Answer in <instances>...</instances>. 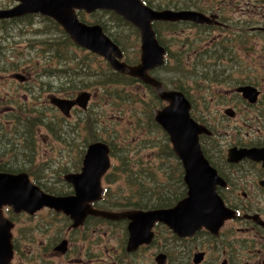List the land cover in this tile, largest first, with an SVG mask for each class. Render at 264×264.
<instances>
[{"label": "rangeland", "instance_id": "374dc122", "mask_svg": "<svg viewBox=\"0 0 264 264\" xmlns=\"http://www.w3.org/2000/svg\"><path fill=\"white\" fill-rule=\"evenodd\" d=\"M10 2L0 0V9L13 5ZM213 4L220 7L228 24L240 15L227 0L149 2L154 7L198 10ZM81 19L104 24L124 50L127 61H139L138 28L110 11L82 13ZM155 28L169 51L167 63L155 75L167 89L182 87L193 104L192 117L215 129L217 136L204 137L202 142L207 155L218 163L217 158L223 160L231 144L264 145V99L257 106H248L240 96L231 93L237 86L234 84L252 72H248L249 64L256 70L245 49V36L234 28L208 29L185 21L159 22ZM17 72L30 73L31 81L22 83L14 79ZM258 72H264V68L258 67ZM76 82L81 86L78 91H91L93 97L86 110L81 109L66 120L51 106L49 96L65 95L66 89ZM8 91L12 95L5 97ZM164 105L155 89L134 78L119 76L104 58L76 46L54 20L43 15L0 20V166L9 168V173H27L43 191L73 193L74 188L64 175L81 169L80 158L87 144L103 140L111 148L112 169L102 181L103 188H108L107 199L100 200L105 205L99 201L96 206L162 205L166 195L165 200L172 201L186 194L181 161L167 132L154 120L155 110ZM6 106L13 108L16 115H8L7 119ZM228 107L238 112L235 117L224 115ZM7 214L15 221L14 245L19 249L11 264H66L72 257L79 258L80 247L84 258L86 246L92 248L87 254V258L93 256L92 264H102L100 251L106 249H118V261L126 260L118 238L109 239L112 231L105 234L106 240H110L106 248L99 247L97 241L85 246L84 229H69L71 222L66 225L69 219L63 213L43 208L33 215L15 213L13 209ZM97 222L100 220L89 219L90 225ZM104 229L103 225L88 232L100 237ZM160 229L153 245L132 257L134 264H155V252L170 250V233ZM66 234L73 240L69 246L71 254L61 261L53 255V248L67 238Z\"/></svg>", "mask_w": 264, "mask_h": 264}, {"label": "water", "instance_id": "95a60500", "mask_svg": "<svg viewBox=\"0 0 264 264\" xmlns=\"http://www.w3.org/2000/svg\"><path fill=\"white\" fill-rule=\"evenodd\" d=\"M13 8L0 9V20L31 12H41L55 19L70 35L73 41L105 57L118 72L141 79L156 88L165 105L156 111L155 119L169 134L173 149L184 168L187 194L174 206L168 208L126 209L121 211L98 208L94 204L102 199L103 178L111 167V148L103 141L93 142L87 147L84 164L79 172H69L64 179L74 188L73 194L56 195L43 191L31 181L29 175L0 172V264H11L14 258L13 229L15 222L5 216L4 207L12 206L16 213L35 214L43 208L54 209L66 214L72 220L69 227L78 228L90 216L110 220H129L128 249L135 250L152 240L156 222H164L182 237L194 235L203 227L217 233L224 221L234 211L225 206L217 191L224 185L222 176L205 157L200 143L202 133L208 128L191 115L192 104L184 92L164 88L162 82L149 72L165 63L166 49L160 44L154 30L155 21H191L194 23H218L216 16H208L194 10H155L142 0H20ZM110 9L135 25L141 34V57L136 65L122 61L123 51L100 25H87L79 21L75 9L92 12L96 9ZM20 77V76H19ZM22 77V76H21ZM237 91L254 103L260 91L253 85L240 86ZM90 94L82 92L75 100L52 97V102L65 115L79 104L86 107ZM228 109L227 113L231 116ZM233 112V111H232ZM227 159L238 162L243 158L262 161L264 147L237 148L227 150ZM68 250V239H63L55 248L56 254ZM197 254L195 261L202 259ZM201 257V258H200ZM158 264H165V255L157 256Z\"/></svg>", "mask_w": 264, "mask_h": 264}, {"label": "flooded vegetation", "instance_id": "af4514ba", "mask_svg": "<svg viewBox=\"0 0 264 264\" xmlns=\"http://www.w3.org/2000/svg\"><path fill=\"white\" fill-rule=\"evenodd\" d=\"M10 1H11L10 3H13V5H11L8 8H1V9L13 8L21 3L20 0H10ZM145 1L150 2V0H144V2ZM227 1H229L230 7L232 8V10L235 13L240 14L237 19L229 21L231 25L230 27L231 29L234 28V30L240 35L245 36V38L247 39L245 49L247 50V54H249V60L256 66V70L254 71V67L251 64H249L248 72L249 71H252V72H250L247 75V78L238 80L234 84L237 86L232 90L231 93H235L238 96H240L242 100L245 102V104H247L248 106H257L262 101V99H264V87H263L264 86V72H258V67L261 66L264 68V0H227ZM150 7L155 10H164V9L194 10V11L202 12L208 16L215 15L218 23H213V24H209V23L198 24L197 23V24L201 27L208 28V29H212L214 27H216V29L228 28V25H227L228 23L223 20V13L221 12L220 7L218 8L215 7V4H213V6L209 5V6L202 7L201 10L192 9V8H181V9L161 8V7H154L152 5ZM216 9L218 10L216 11ZM101 11L113 12L117 14L119 17H121L122 19H124L121 15H119L114 10L103 9V8L96 9L92 12H88L85 9H75V14L77 15L79 21L87 25H100L102 27L103 33L107 37H110L114 42H116L115 39L107 32V28L104 24H101L98 22L88 23L81 19L82 13L86 15H93ZM31 15H43L45 17H48L54 20L64 30V28L55 19H53L52 17L48 15H44L41 12H31L25 15L10 17L5 20H11V21L22 20ZM159 22L172 23L171 21H155L153 23V26ZM154 30L156 32V36L159 35L158 31L155 28ZM64 32L72 40L70 35L65 30ZM140 37H141V34H140ZM72 42L76 46L81 47L77 45L73 40ZM164 47L166 49V46ZM81 48L86 49L84 47H81ZM86 50L93 52L89 49H86ZM122 51H123L122 61H125L131 65H136L140 62V58H139V61H137L136 63H129L127 61V58L125 56V52L123 49ZM168 56H169V51L168 49H166L165 58L168 59ZM101 57L105 59V61L107 62V64L110 65V67H112L109 61L105 57L103 56ZM159 68L160 67H157L151 70L149 73L156 78L157 76L155 75V73ZM13 77L16 80L21 81L22 83H29L31 81V75L30 73H27V72L26 73H18V72L14 73ZM134 78L139 83H143L141 79L136 78V77ZM247 85H253L257 87L260 91L258 100L254 103H251L249 100L243 97V94L241 92L237 91L238 87L247 86ZM80 87H81L80 82H76L72 85L71 88L66 89L65 95L58 96V95L51 94L49 96V102L51 106H53L57 110V112L62 118L66 120H71L74 117L75 113L79 112L81 109L86 110L88 108L89 102L91 98L93 97L92 92L88 90L78 91V88ZM152 88L156 90V88L154 87ZM74 89H77V90H74ZM82 92H88L90 94L86 107H83L79 104H75L72 107L71 111L69 112V115H65L52 102V97L68 98L71 100H75L79 96V94ZM11 95H12V92L8 91V94H6L5 97H9ZM157 95H158V92H157ZM160 107L161 106H159L155 111L160 109ZM192 107H193V104H192ZM228 109H231L233 111V112L232 111L230 112L231 116L229 115V113H227ZM4 113L7 119H8V115L9 116L16 115V111L11 110L10 108H8V106L4 107ZM237 113L238 112L232 107H228L224 109V115L227 117L228 116L235 117ZM154 120L157 123L155 116H154ZM195 120L198 121L200 124L206 126L208 130L210 131V133H202L200 135L201 147H202L205 157L209 160L210 164L217 170V172L222 176L224 180V185L219 184L217 186V191L219 195L221 196V198L224 200L225 206L231 209L232 211H234L232 217L224 221V224L220 227L217 233L203 227L202 229H199L196 233H194L195 235L186 236V237H182L178 235L176 232H174V230L169 225L165 224L164 222H156L152 229L153 236H152L151 242L148 244H142L135 250L128 249V241H129V234H130L128 219L110 220V219L101 217L102 220L100 221V223H97L94 225H90V224L88 225L91 226L93 229H101L102 226L104 225L105 229L103 231L102 236L99 237L93 233L84 232L83 237H86V238L83 243L86 246L87 243L97 241L99 247L106 248L110 240H106L105 234L109 231H112L113 236L109 239H112L113 237L118 238L119 246L120 247L122 246L121 247L122 253L125 255V259H126L125 262H122V261L119 262L117 259L118 249H115L113 251L106 249L104 252L100 251L102 254V261H101L102 264H107V263L109 264H134V262L132 261V257L137 255L142 249L149 248L153 245L156 233L158 234V232H161L160 228H163L162 231L163 230L169 231L170 236H171V241H170L171 248L170 250L165 249L164 251L155 252L153 254L155 264H158L157 256L159 254L165 255V264H173V263H177V264H264V165H263V162L257 161L251 158H243L239 160L238 162H230L227 159L228 158L227 153L223 160L221 157H218L217 158L218 163L214 162L210 158V156L207 155V150L204 148L202 142H203L204 137L215 138L217 136V133L215 129L208 123H204L202 122V120H197V119ZM7 123H8V120H7ZM263 127H264V121H263ZM169 139H170V136H169ZM97 141H103V140H96V141H92L89 144H87L86 149L80 158L79 165L81 166V168L84 164V158H85V154L87 151V147L93 142H97ZM230 147H237V148L258 147L260 148V147H264V145H256V144L250 145L247 143H243V144L238 143V144H233V145L231 144L228 148ZM226 162L229 165H226L225 164ZM181 164H182V161H181ZM111 169H112V165L109 169V172L111 171ZM79 171H71V172H79ZM182 174H183V180H184V171H182ZM106 192L107 191L105 190L104 193L102 194L103 200L106 199L105 197ZM186 192H187V189H186ZM51 194H54V193H51ZM56 195H65V194H56ZM97 207L102 208L100 207V204L97 205ZM167 207H164V208H167ZM102 209L120 211L124 209L126 210V209H134V208L129 207V208H124V209H114V207H110V208L105 207ZM69 221L71 222L70 223L71 225L72 221L70 219ZM84 226H86L85 223L84 225L78 228H83ZM157 228H159L160 231L159 229L157 230ZM65 237H67L68 239V244H70L71 241H73L71 236H69L68 234H66ZM82 248L83 247H80L79 250L77 251V255L79 256V258L76 259L75 257H72L71 259L66 260V264H92L93 256H91V258L90 257L87 258L88 251H90L92 248L86 246L87 251L84 254V258L81 257ZM70 254L71 253L69 252V249L61 255H56L53 253V255H55L56 258H58L61 261H63V258L65 256H68ZM197 254H202L200 255L202 259L199 263L195 261ZM100 257L101 256H99L98 259H100ZM108 260H111L112 263L108 262ZM152 264L154 263L152 262Z\"/></svg>", "mask_w": 264, "mask_h": 264}, {"label": "trees", "instance_id": "16d2710c", "mask_svg": "<svg viewBox=\"0 0 264 264\" xmlns=\"http://www.w3.org/2000/svg\"><path fill=\"white\" fill-rule=\"evenodd\" d=\"M146 2V1H145ZM148 5H149V2H146ZM181 22H184V21H181ZM181 22H178V23H181ZM186 22V21H185ZM172 24H177V23H175V22H172ZM192 24H194V23H192ZM156 25V24H155ZM155 25H154V28H155ZM197 26H199L198 24H196ZM228 25V28H226V29H224L225 31H229L230 29H231V25L230 24H227ZM156 29V28H155ZM212 29H216V27H214V28H212ZM157 39H158V41L162 44V42H161V40H160V38H159V35H157ZM71 40V39H70ZM221 42H223L222 40H221ZM163 45V44H162ZM165 46V45H164ZM246 46V45H245ZM230 61V60H229ZM216 62H223L222 60H216ZM167 63V61L165 62V64ZM165 64H164V66H165ZM115 71V70H114ZM116 73H118V75L119 76H121V77H129V78H134V77H131V76H128V75H125V74H121V73H119V72H117V71H115ZM157 79H159L162 83H163V81L160 79V78H158V77H156ZM135 79V78H134ZM110 82H111V80H110ZM114 82H116L115 80H114ZM163 85H164V83H163ZM147 86H149V87H151L150 85H147ZM164 87H165V85H164ZM152 88V87H151ZM176 90H180V91H182V92H184L183 91V89H182V87H180L179 89H176ZM185 93V92H184ZM185 95H186V93H185ZM187 96V95H186ZM158 98H159V96H158ZM160 99V98H159ZM192 103V102H191ZM11 110H14L13 108H10ZM158 123V122H157ZM161 126V125H160ZM106 142V141H105ZM172 148H173V145H172ZM174 150V149H173ZM175 152V151H174ZM176 154V153H175ZM8 170H9V168H8ZM8 170H6V169H4V168H2V166H0V171H7V172H9ZM183 175V174H182ZM183 182H184V180H183ZM184 184H185V186H186V188H187V185H186V183L184 182ZM108 190V188H106V191ZM186 194H183L182 196H177V197H175V198H173V200L172 201H169V199H167V200H165V198L167 197V195L165 196V198H164V201H163V204L162 205H154V204H151V205H149V204H143V203H139V204H127V203H124V204H122V205H119V206H114L113 204H110V205H108V206H111V207H117V208H119V209H124V208H129V207H132V208H138V209H151V208H164V207H167V206H169V207H171V206H173L174 204H176L181 198H183L184 196H185ZM107 199V198H106ZM103 205H105V202L102 200V201H100ZM103 205H100V207H102V208H105V206H103ZM146 206V207H145ZM9 212H11L10 210H8V213ZM65 215V214H64ZM65 216H67V215H65ZM67 218L69 219V217L67 216ZM90 218H96V219H98V220H102V218L101 217H98V216H90V217H88L87 218V220H86V222H85V225L86 226H84L83 228H76V229H73L74 231H78V230H80V229H84V232H88V230L90 229V228H92L91 226H89L88 224H90L89 223V219ZM70 223V221L69 220H67V222H66V225L67 224H69ZM97 223H100V222H97ZM97 223H95V224H97ZM83 232V233H84ZM89 233V232H88ZM16 248V252H18L19 251V249L17 248V247H15Z\"/></svg>", "mask_w": 264, "mask_h": 264}]
</instances>
